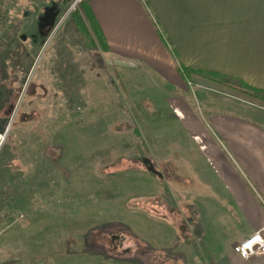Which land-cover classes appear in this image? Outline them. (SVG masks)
Returning <instances> with one entry per match:
<instances>
[{"label":"rangeland","instance_id":"1","mask_svg":"<svg viewBox=\"0 0 264 264\" xmlns=\"http://www.w3.org/2000/svg\"><path fill=\"white\" fill-rule=\"evenodd\" d=\"M79 1L0 0V264H164L172 231L215 264L209 247L254 231L223 181L264 192L263 151L236 147L264 102L220 83L203 99L145 54L88 47ZM227 108L239 124L219 136L208 114Z\"/></svg>","mask_w":264,"mask_h":264},{"label":"crops","instance_id":"2","mask_svg":"<svg viewBox=\"0 0 264 264\" xmlns=\"http://www.w3.org/2000/svg\"><path fill=\"white\" fill-rule=\"evenodd\" d=\"M87 4L107 43V53L147 55L145 57L165 68L173 79L178 77V80L167 78L168 85L192 81L203 99L215 97L209 91L222 89L217 87L218 83L200 75L194 74L192 80L182 76V68L232 76L252 87L264 89V0H88ZM182 85L185 86L184 83ZM208 116H211V127L219 136H224L223 132L228 137L231 126L239 124L234 120L237 115L229 108L223 113H210ZM240 119L255 133L252 141L242 140L243 143L237 142L236 147L243 145L242 151H251L256 145L264 154V118L255 120L243 115ZM239 138L243 139L242 134ZM260 139L262 147L256 143ZM235 179H238V184ZM242 179L239 174L227 175L223 187L226 192L235 194L241 212L250 217L248 223L255 230L264 223V211L259 205L260 199L264 201V192H258L255 198L251 192H246ZM146 238V244L153 246L149 234ZM204 238V242L207 241V237ZM163 240L167 241L163 250L168 256L164 264H181L179 261L182 264H211L209 257L202 256L195 242L177 237L174 231ZM192 251H195L194 255ZM209 256L214 258L210 260L215 264H257L264 261V256L241 258L233 251L231 243L223 252H219L217 247L215 250L209 247Z\"/></svg>","mask_w":264,"mask_h":264},{"label":"trees","instance_id":"3","mask_svg":"<svg viewBox=\"0 0 264 264\" xmlns=\"http://www.w3.org/2000/svg\"><path fill=\"white\" fill-rule=\"evenodd\" d=\"M87 2L88 0H80L78 2L77 7L71 13V21L75 30H78L85 38L84 42L88 47L95 48L99 45L104 52H107V43L92 12L88 9ZM180 73L185 77L196 74L222 85L237 86L242 93L264 102V89L252 87L238 78L216 72L194 69L181 68Z\"/></svg>","mask_w":264,"mask_h":264},{"label":"built area","instance_id":"4","mask_svg":"<svg viewBox=\"0 0 264 264\" xmlns=\"http://www.w3.org/2000/svg\"><path fill=\"white\" fill-rule=\"evenodd\" d=\"M0 137H2L1 134ZM233 251L243 259L264 256V224L237 243Z\"/></svg>","mask_w":264,"mask_h":264}]
</instances>
